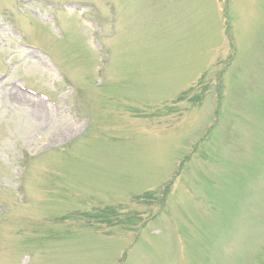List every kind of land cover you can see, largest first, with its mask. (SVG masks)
<instances>
[{
	"label": "rangeland",
	"instance_id": "1",
	"mask_svg": "<svg viewBox=\"0 0 264 264\" xmlns=\"http://www.w3.org/2000/svg\"><path fill=\"white\" fill-rule=\"evenodd\" d=\"M0 264H264V0H0Z\"/></svg>",
	"mask_w": 264,
	"mask_h": 264
}]
</instances>
